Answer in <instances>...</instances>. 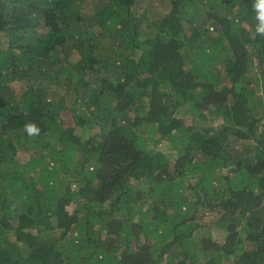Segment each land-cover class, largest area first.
<instances>
[{"label": "trees", "instance_id": "trees-1", "mask_svg": "<svg viewBox=\"0 0 264 264\" xmlns=\"http://www.w3.org/2000/svg\"><path fill=\"white\" fill-rule=\"evenodd\" d=\"M252 4L0 0V264H264Z\"/></svg>", "mask_w": 264, "mask_h": 264}, {"label": "rangeland", "instance_id": "rangeland-1", "mask_svg": "<svg viewBox=\"0 0 264 264\" xmlns=\"http://www.w3.org/2000/svg\"><path fill=\"white\" fill-rule=\"evenodd\" d=\"M139 2H141L142 7H147L149 4H154V6L158 9V11L166 10L167 4H169V0H139ZM142 7L141 6L139 7L140 11H143ZM149 12L152 13L150 10ZM14 90L18 93L19 89L17 87H14ZM181 116L186 119H190L191 117L189 112H187L186 110H183L181 112ZM152 148L155 151V158H156V160L154 161V164L157 166L161 163L168 162L170 160L173 161L177 157L176 150L170 146L168 141H164L161 144L154 146ZM66 189L71 190L73 188L70 185H68ZM74 208H75V203L71 202L70 205L68 206V209L70 211H73ZM60 221H63L62 216H60ZM219 233H220L219 235L221 236L220 238L224 237L223 233L221 232Z\"/></svg>", "mask_w": 264, "mask_h": 264}, {"label": "clouds", "instance_id": "clouds-1", "mask_svg": "<svg viewBox=\"0 0 264 264\" xmlns=\"http://www.w3.org/2000/svg\"><path fill=\"white\" fill-rule=\"evenodd\" d=\"M252 8L255 12L256 21L253 35L254 37H264V0H253ZM23 128L30 136L39 134V128L34 122L26 123Z\"/></svg>", "mask_w": 264, "mask_h": 264}]
</instances>
